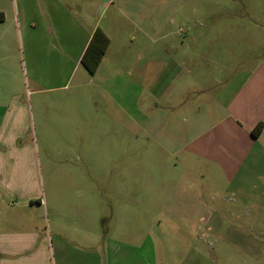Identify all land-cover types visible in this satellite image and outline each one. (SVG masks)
Listing matches in <instances>:
<instances>
[{
	"label": "rangeland",
	"instance_id": "374dc122",
	"mask_svg": "<svg viewBox=\"0 0 264 264\" xmlns=\"http://www.w3.org/2000/svg\"><path fill=\"white\" fill-rule=\"evenodd\" d=\"M140 11L114 23L102 14L110 41L98 72L79 70L37 108L19 28L6 24L0 93L14 96L11 110L21 113L26 175L10 188L41 203L48 241L94 223L107 239L116 228L128 256L264 264V180L255 168L247 162L227 180L212 163L174 150V134L216 125L221 92L264 61V0H149ZM173 61L184 72L164 101L135 83L147 67L152 76L156 64Z\"/></svg>",
	"mask_w": 264,
	"mask_h": 264
},
{
	"label": "crops",
	"instance_id": "0c3cea01",
	"mask_svg": "<svg viewBox=\"0 0 264 264\" xmlns=\"http://www.w3.org/2000/svg\"><path fill=\"white\" fill-rule=\"evenodd\" d=\"M114 1L0 0V13L4 16L0 22V46L3 50L6 24L10 28L17 26L27 54L36 108L42 103L51 105L54 97L49 98L48 94L66 90L79 70L89 73L82 59L94 32L100 29L109 39L107 30L99 26L102 14L109 13L108 20L114 23L119 16L134 18L135 8L141 10V15L149 7V0H120L117 4ZM105 55L106 51L91 75L98 72ZM27 61L24 60L25 64ZM152 72L155 74L150 76L147 67L135 83L153 98L164 101L184 71L173 61L156 64ZM1 81L5 80L0 79L3 85ZM221 93V120L206 130L193 123L189 134H174V150L212 163L227 180L235 178L248 162L255 168L256 177L264 180V61L231 93ZM1 95L0 264H177L166 259L156 262L157 259L143 254L128 256L125 250L130 247L115 238L116 228L107 239L94 223L93 228L84 226L69 231L68 227L66 234L57 233L55 241H48L49 237L40 232L41 203L33 201L35 195H16L10 188V184H21L26 176L17 154L25 141L20 132L21 113L15 108L11 110L15 97L7 99ZM54 208L58 209V204Z\"/></svg>",
	"mask_w": 264,
	"mask_h": 264
},
{
	"label": "trees",
	"instance_id": "16d2710c",
	"mask_svg": "<svg viewBox=\"0 0 264 264\" xmlns=\"http://www.w3.org/2000/svg\"><path fill=\"white\" fill-rule=\"evenodd\" d=\"M3 20L4 16L0 13V22ZM108 44V37L100 29H97L94 32L82 59V64L86 67L90 74L95 72L105 54Z\"/></svg>",
	"mask_w": 264,
	"mask_h": 264
}]
</instances>
